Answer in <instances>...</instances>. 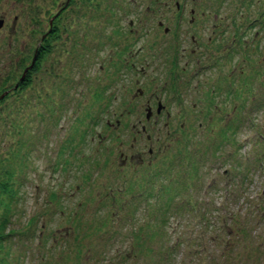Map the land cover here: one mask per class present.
I'll use <instances>...</instances> for the list:
<instances>
[{
  "label": "rangeland",
  "instance_id": "374dc122",
  "mask_svg": "<svg viewBox=\"0 0 264 264\" xmlns=\"http://www.w3.org/2000/svg\"><path fill=\"white\" fill-rule=\"evenodd\" d=\"M263 7L264 0H0V94L9 91L0 100V222L8 218L9 234L0 240V264H123L119 256L126 254L123 247L132 224L152 219L134 206L128 209L127 193L116 187L135 166L145 169L150 163L157 171L163 155L175 166L182 165L173 148L179 147L187 130L193 142L189 167L201 184L200 197L206 198L203 186L210 174L221 175L228 165H234L239 175L247 171L248 186L221 213L229 224L230 250L238 251L244 244L236 264H264V226L258 211L248 209L264 173L248 167L236 152L228 160L235 145L223 134L238 140L248 127L242 119L231 120L228 130L222 127L223 117L227 121L237 113L233 97L221 93L224 82H218L217 98L210 103V90L219 68H224L228 78L234 75L233 81L239 82L241 94L251 98L253 118L261 123L264 25L246 29L229 63L221 60L224 66L202 68L185 82L188 74L240 36L238 32ZM54 26L60 37L50 38V53L31 75L30 85L14 87ZM102 33L110 39L102 41ZM97 39L101 43L96 48ZM130 43L127 51L122 50ZM174 84L180 86L182 102L171 95ZM87 118L93 121L85 125ZM71 136L73 145L83 136L74 147L78 157L73 165V152L62 155L63 161L56 156L60 144ZM194 152L204 154L202 162ZM55 161L61 168L65 161L67 170L50 171ZM167 174L160 178L168 179L174 172ZM167 182L163 181L166 187ZM1 183L18 192L17 201L3 193ZM79 201L82 204L76 207ZM247 212H252L248 220ZM157 215L168 217L167 226L150 240L144 259L149 264H182L183 247L178 255L166 258L175 218L162 211ZM215 219L216 214L207 219L211 236ZM107 233H112L111 241L118 237L114 247L101 244ZM224 239L218 237L214 244L212 264L229 263L230 258L216 251ZM93 252L95 256L85 261Z\"/></svg>",
  "mask_w": 264,
  "mask_h": 264
},
{
  "label": "trees",
  "instance_id": "16d2710c",
  "mask_svg": "<svg viewBox=\"0 0 264 264\" xmlns=\"http://www.w3.org/2000/svg\"><path fill=\"white\" fill-rule=\"evenodd\" d=\"M264 8V7H263ZM257 14H259V12L257 13ZM256 16V15H255ZM257 31H258V29H257ZM48 39H46V40H44V42H43V45H42V47H40V49H39V53L37 54V58H36V62H35V65L33 66V68H31V70H30V72L28 73V75H27V79H30V77H31V75L33 74V73H35V71L39 68V65L43 62V59L46 57V55L48 54V53H46V52H49V48H50V46H49V44L51 43V41H50V43L48 44ZM27 86V85H26ZM21 89H24V88H22L21 87ZM98 98L96 97V100H97ZM213 101H214V99H212ZM9 184H7V183H1V188H2V191H3V193L4 192H6V193H9L10 195H9V198L11 199V198H15V197H17V199H16V201L18 200V192L17 191H13V190H8L9 189ZM7 200V199H6ZM8 201V200H7ZM4 203V202H3ZM2 203V207L3 208H5L4 207V204ZM7 217L6 216H4V219L0 222V235H3V234H5L4 232H5V230H6V223H5V221H7ZM158 221V220H157ZM159 222L160 223H162V224H164V222H163V220H161L160 218H159ZM212 259L213 258H211V260L210 261H212ZM229 264V263H228Z\"/></svg>",
  "mask_w": 264,
  "mask_h": 264
}]
</instances>
